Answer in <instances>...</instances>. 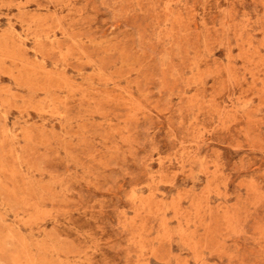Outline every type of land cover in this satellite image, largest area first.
Masks as SVG:
<instances>
[{
    "label": "rangeland",
    "instance_id": "374dc122",
    "mask_svg": "<svg viewBox=\"0 0 264 264\" xmlns=\"http://www.w3.org/2000/svg\"><path fill=\"white\" fill-rule=\"evenodd\" d=\"M0 264H264V0H0Z\"/></svg>",
    "mask_w": 264,
    "mask_h": 264
}]
</instances>
